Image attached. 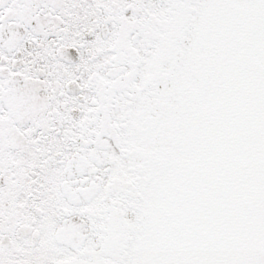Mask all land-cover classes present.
<instances>
[{"label": "snow or ice", "instance_id": "6c2138e0", "mask_svg": "<svg viewBox=\"0 0 264 264\" xmlns=\"http://www.w3.org/2000/svg\"><path fill=\"white\" fill-rule=\"evenodd\" d=\"M0 264H264V0H0Z\"/></svg>", "mask_w": 264, "mask_h": 264}]
</instances>
